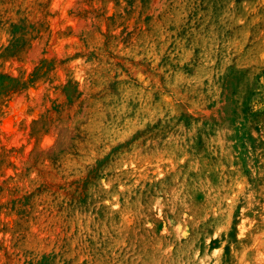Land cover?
I'll list each match as a JSON object with an SVG mask.
<instances>
[{
    "label": "rangeland",
    "instance_id": "1",
    "mask_svg": "<svg viewBox=\"0 0 264 264\" xmlns=\"http://www.w3.org/2000/svg\"><path fill=\"white\" fill-rule=\"evenodd\" d=\"M0 264H264V0H0Z\"/></svg>",
    "mask_w": 264,
    "mask_h": 264
},
{
    "label": "bare ground",
    "instance_id": "2",
    "mask_svg": "<svg viewBox=\"0 0 264 264\" xmlns=\"http://www.w3.org/2000/svg\"><path fill=\"white\" fill-rule=\"evenodd\" d=\"M155 205H156V206L159 205V201H158V200L155 201Z\"/></svg>",
    "mask_w": 264,
    "mask_h": 264
}]
</instances>
